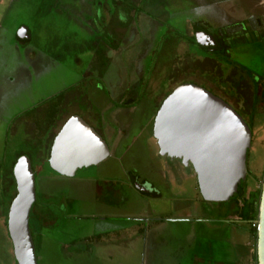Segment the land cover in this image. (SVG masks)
I'll return each instance as SVG.
<instances>
[{"label":"rangeland","instance_id":"1","mask_svg":"<svg viewBox=\"0 0 264 264\" xmlns=\"http://www.w3.org/2000/svg\"><path fill=\"white\" fill-rule=\"evenodd\" d=\"M9 1L0 0V264H17L4 212L16 187L13 155L17 150L35 155L34 145L76 107L103 131L113 155L100 166L79 170L72 183L31 155L37 197L32 221L58 206L54 226L32 231L37 264H255L250 225L221 221L236 219L240 197L237 202L203 201L195 173L189 178L192 171L180 160L159 156L151 136L155 105L166 92L187 79L205 85L249 122L253 140L244 197L260 188L264 97L255 104L260 83L250 77H264V48L257 47H264V39L234 34L246 20L242 0H16L7 10ZM248 1L249 14L264 13V0ZM19 24L31 32L27 49L13 40ZM195 25L223 38V47L201 48ZM125 43L133 45V53L123 48ZM39 56L46 61L40 75L33 74L31 64ZM129 56H134L131 62ZM111 69L120 87H127L129 72L134 73L133 111L122 112L105 87L104 73ZM117 114L123 123L114 118ZM121 124L129 126L127 134L113 145L111 134L120 132ZM130 173L160 196L135 192ZM95 185L103 191L98 200ZM177 218L184 222H173Z\"/></svg>","mask_w":264,"mask_h":264},{"label":"water","instance_id":"2","mask_svg":"<svg viewBox=\"0 0 264 264\" xmlns=\"http://www.w3.org/2000/svg\"><path fill=\"white\" fill-rule=\"evenodd\" d=\"M152 132L159 155L191 164L205 202L229 201L245 181L252 131L229 104L207 90L188 83L178 86L161 105ZM108 155L101 137L75 116L55 138L48 163L56 173L72 177L78 169L96 165ZM12 175L16 194L8 209L7 230L14 259L17 264H37L29 228L36 200L35 177L27 155L17 159ZM255 223L256 260L264 264V173Z\"/></svg>","mask_w":264,"mask_h":264},{"label":"flooded vegetation","instance_id":"3","mask_svg":"<svg viewBox=\"0 0 264 264\" xmlns=\"http://www.w3.org/2000/svg\"><path fill=\"white\" fill-rule=\"evenodd\" d=\"M14 1H16V0H10L9 1V8L7 9V10H11L10 8H12L13 7V5L14 4H12ZM88 2V1H87ZM86 2V3H87ZM241 5H242V9H241V13H242V15L243 16H245L246 17V20L245 21H241L240 22V27H238V31H236V32H234V34L238 37V38H241V36H244V34H251L252 36H253V34L254 35H256V36H258V38H262V39H264V31L263 30H260V28H261V26L262 25H264V13H262V11L260 10V12L258 11L257 13H254V15L253 14H249V12L251 11L250 10V3H249V1L248 0H242L241 1ZM7 10H6V12H4V16H7ZM247 13H248V16H247ZM253 13V12H252ZM259 14H261V16L260 17H258V18H256V19H254V16H258ZM1 23V22H0ZM128 26H129V23H128ZM16 28H14V38H13V40L15 41V43L20 47V48H24V47H26L30 42H31V32H30V30H29V28L26 26V25H23V24H19V25H17V26H15ZM139 28H140V23H139V26H138ZM207 27V26H206ZM241 28V29H240ZM0 29H2V27H1V24H0ZM195 30V32H194V39H195V41H196V43L201 47V48H204V50H217V49H221V47H223L222 46V41H223V38L221 39V37L219 36V38L217 37V36H214L213 34H211L209 31H208V29H206V28H203V27H200L199 25L198 26H196L195 25V28H194ZM248 30V31H247ZM233 33V32H232ZM132 30L130 31V34H129V38H126L125 39V41H127L128 42V39H131L132 38ZM206 34V35H205ZM210 36V38H208L207 39V37L208 36ZM254 38V37H253ZM1 41V40H0ZM131 43H133V42H131ZM125 45H127V46H125ZM17 46V47H18ZM124 46L125 47H123L124 49H126V50H130V51H132V53H133V51H134V49H133V45L131 44V46L129 45V44H124ZM257 47H259V48H264V47H261L259 44H257ZM26 49H27V47H26ZM35 52V51H34ZM34 52H32L33 54L32 55H34ZM29 55V52H26V56H28ZM31 56V55H30ZM134 57V56H133ZM133 57H128V62H131L132 61V58ZM208 56H205V57H199V56H197V58H199V59H201V60H203V61H206V60H209V58H207ZM212 60V59H211ZM46 62V61H45ZM45 62H44V60H43V58H42V56H39V57H36L35 58V60H33L32 61V65H34V66H32L31 64H30V62H27V64H28V67L29 68H31V66H32V72H33V74H38L39 73V75L43 72V70L46 68L45 66H43V65H45ZM114 70V69H113ZM112 69L111 70H109V73H104V75H105V77L106 78H104V80H106V85H105V87L106 88H108V90L110 91V93L111 94H113L114 96H113V98L115 99V101L117 102V106H118V108L119 109H124L122 112H125V113H127V112H130V111H133L134 110V106H136V102H137V100H136V98H132V96H131V94H130V92H131V89L134 87V83H136L137 82V80L133 77V72H129V75H128V78H130L131 79V82L130 83H128L126 86L127 87H125V85L124 84H122L121 83V87L120 86H118L117 84H116V82H115V77H114V75L112 76V74L113 73H115L114 71H113ZM27 73H28V71H27ZM112 73V74H111ZM29 75V74H28ZM117 75V78H119V73H117L116 74ZM29 76H33L32 74L31 75H29ZM28 76V77H29ZM137 77V76H136ZM252 77H254L255 79H257L258 81H259V83H260V85L259 86H257V93H259V92H261V90H263L264 88H263V85H264V77L263 78H259L257 75H255V76H251L250 78L252 79ZM26 78H27V76H26ZM138 78H139V76H138ZM249 78V79H250ZM122 81V80H121ZM170 82H171V88L173 87L172 86V83L173 84H175V82H176V80H175V77H173V75H171L170 76ZM24 83H26V81L24 80ZM186 83H188V84H194V85H196V86H199V87H201V88H203V89H205V90H207L208 92H210L211 94H213L214 96H216V97H219L220 99H222L223 101H225L227 104H229L224 98H222V97H220V96H218L217 94H215L211 89H209V88H207L205 85H202V84H198V83H196V82H194V81H190V80H185L184 82H182V83H179V84H177L175 87H173L169 92H166L162 97H163V99H162V101H161V103L158 105V107H157V103H156V105H155V112H154V117H153V120H152V127H151V136L153 137V132H152V128H153V123H154V119H155V117H156V115H157V113H158V111H159V109H160V107H161V105L163 104V102H164V100L178 87V86H180V85H182V84H186ZM250 83V87H251V89H250V91H251V94H252V98H253V89H252V81H250L249 82ZM73 92V91H72ZM234 92H235V94L236 95H238L239 96V93H238V90L237 89H235L234 88ZM161 97V98H162ZM160 98V99H161ZM158 102H159V100H158ZM253 104V103H252ZM242 118H243V120L245 121V123L247 124V126L249 127V129H250V124H249V122L247 121V119L245 118V116H244V114H242V111L241 110H238V109H236L234 106H232L231 104H229ZM255 104H253V106H254ZM122 106V107H121ZM116 108V107H115ZM72 109H74V108H72ZM128 110V111H127ZM71 112V111H70ZM113 112L114 113H117V108L116 109H114L113 110ZM120 112H118V114H119ZM70 114V113H69ZM114 115V118L115 117H117V119L118 120H121V123H123V120L124 119H121V115ZM66 115V114H65ZM68 115V114H67ZM79 117L85 124H87L90 128H92L100 137H101V139L105 142V144H106V146H107V148H108V151H109V155L105 158V159H103L101 162H99V163H97L96 165H90V166H87V167H82V168H80V169H78L76 172H75V174L72 176V177H66V176H63V175H60V174H58V173H56L55 171H53L52 169V171L57 175V176H59V177H61V178H64L65 179V181H69V182H73L74 180H76V178H77V176H76V174H77V172L79 171V170H82V169H84V168H91V167H97V166H100L101 164H103L104 162H106L112 155H113V153L111 152V150H110V147H109V144H108V142H107V140L105 139V137L103 136V131L101 132V130H99L100 128H95L92 124H90L87 120H85L82 116H81V114H80V112H79V110L77 109V107H76V111H74L73 113H71L68 117H66L65 118V120L61 123V124H59L58 123V121L60 122L61 120L59 119L57 122H56V124L53 126V128L51 129V131H50V133L46 136V138L44 139V141L43 142H41V143H39V144H36V145H34V150H35V155H33L32 153H29V152H22V153H19V150H17L15 153H14V158H15V162H14V164L16 163V161H17V159L21 156V155H27L28 156V158H29V160H30V162H31V168H32V171H33V173H34V170H33V167H32V162H33V160H32V156H35L36 158H35V160L37 159V161H46L47 163H48V161H49V157H50V153H51V148H52V145H53V142H54V140H55V138L57 137V135L60 133V131L63 129V127H64V125L70 120V119H72V118H74V117ZM62 119V118H61ZM121 130H120V132H117V134H114V135H112L111 134V136H112V138H113V141H112V144L114 145V144H118V142H119V137L121 136H123V135H125V134H127V131H128V125L127 124H121ZM55 132V134L53 135V133ZM106 132L110 135V133L106 130ZM51 135H53V137H50ZM49 139H51V141H49ZM252 140H253V138H252ZM23 141V140H22ZM153 142L155 143V146H156V149H157V151H158V154H159V148H158V146H157V142H156V140L153 138ZM27 143V142H26ZM251 144H252V141H251ZM112 145V146H113ZM6 146V145H5ZM113 147H115V146H113ZM127 148V147H126ZM26 151V150H25ZM17 153H19V154H17ZM32 155V156H31ZM159 156H161V155H159ZM161 157H163V158H169V159H171V160H180V162H182L181 161V159H177V158H170V157H168L167 155H165V156H161ZM13 163V162H12ZM13 164V165H14ZM49 164V163H48ZM13 165H11V173H12V167H13ZM186 166V165H185ZM50 167V166H49ZM186 168H188L189 170L191 169V171H192V173H190V174H187L188 176H189V178H191L192 176V174H194L195 172H194V170H193V168H192V166H191V164L189 163V165H187L186 166ZM13 176V175H12ZM129 176L131 177V184L129 183V185L131 186H133L132 188L134 189V191L135 192H137V193H140V194H142V195H144V196H149V197H159L160 196V193L158 192V191H156V188L154 187V186H150V185H148L145 181H142V182H140L138 179H136L135 178V176L133 175V173H130L129 174ZM187 176V177H188ZM194 176V175H193ZM34 177H35V174H34ZM186 177V178H187ZM246 177H248V172H247V175H246ZM185 178V179H186ZM87 179H83V178H80V182H84V181H86ZM128 183V182H127ZM87 185V184H86ZM58 186V185H57ZM60 187H62V186H64V185H59ZM58 186V187H59ZM198 187V186H197ZM95 191H94V196H95V199L96 200H98V199H100V197H102V192L103 191H101V189H100V191L98 190V188H96V185H95ZM15 189H16V187H15ZM35 190H36V187H35ZM97 190V191H96ZM117 190H119V188L117 189ZM202 199V198H201ZM99 201H101V200H99ZM204 201V200H203ZM37 203V197H36V200H35V202H34V204H36ZM208 203V202H207ZM10 204H11V202H10ZM10 204H9V206H10ZM34 204H33V206H32V209H31V211H30V217H29V228H30V231H31V234H32V238H33V229H34V231L35 230H37V232H38V230L40 231L41 230V228H46V227H52V226H54V223H53V218H54V216H55V214H56V212H55V210L56 209H58L57 207H55V206H52L51 207V209H48V208H46L45 210H46V212H42V215L40 216V218H39V222H36L35 220L34 221H32V219H33V217H32V213H33V211H34V209H35V207H34ZM110 206H112V204H109ZM36 206V205H35ZM44 206H46V205H44ZM34 207V208H33ZM5 209V208H4ZM8 209H9V207H8ZM55 209V210H54ZM5 211V210H4ZM45 213V214H44ZM7 215H8V212H7ZM6 219H7V216H6ZM185 219H187V218H185ZM229 218H223L221 221L222 222H224V223H226V224H232V225H235V226H237V227H239V226H241L242 225V223L241 222H239V220L236 218L235 220H232V219H230V220H228ZM190 221V220H189ZM34 239V238H33ZM33 242H34V240H33Z\"/></svg>","mask_w":264,"mask_h":264},{"label":"trees","instance_id":"4","mask_svg":"<svg viewBox=\"0 0 264 264\" xmlns=\"http://www.w3.org/2000/svg\"><path fill=\"white\" fill-rule=\"evenodd\" d=\"M255 97H256L255 104H257V100H258L257 98L262 99V97H264V89L261 90V92H259L257 95H255ZM250 130L252 131L251 127H250ZM252 138H253V132H252ZM8 145L9 144L7 143L6 144L7 148H8ZM249 151L250 150H248V152H247V162H248ZM14 162H15V160L13 161L12 165L14 164ZM247 168H248V164H247ZM248 175H249V170H248ZM246 181H247V177H246L245 181H242L240 183V185L238 186V190H237L236 194L233 195L229 199V201H227V202H230L231 200H233V202H237V199L240 197L239 203L242 205V207L239 209L238 215L236 218L239 220V222L242 223V225H244V226L245 225L248 226V224L250 225V231L252 234V238L255 240V243H256V228L253 225L255 224V220L257 219V214H258V200H259V196H260V188L255 190V191L252 190L249 193V195L244 197L243 190H244V184H246ZM15 194H16V189H15L13 196L11 195L10 199H8L9 202L8 201H7L8 203L6 202L5 211H4L6 214L5 216H7L9 204L12 201V199L14 198ZM223 203H226V202H223ZM35 205L36 204H34V207H35ZM253 256H254L253 257L254 263L257 264L255 250H254Z\"/></svg>","mask_w":264,"mask_h":264},{"label":"crops","instance_id":"5","mask_svg":"<svg viewBox=\"0 0 264 264\" xmlns=\"http://www.w3.org/2000/svg\"><path fill=\"white\" fill-rule=\"evenodd\" d=\"M78 1L81 3V0H78ZM87 1H88V0H86V2H87ZM81 5H82V4H81ZM15 28H16V27H15ZM191 176H193V175H191ZM174 221H176V222H177V221H178V222H184V220H181V219H178V218H177V219H173V222H174ZM98 227H99V226H98ZM99 230H101V229H99ZM100 234H103L104 236L106 235V233H104V231L101 232ZM100 234H99V235H100Z\"/></svg>","mask_w":264,"mask_h":264},{"label":"built area","instance_id":"6","mask_svg":"<svg viewBox=\"0 0 264 264\" xmlns=\"http://www.w3.org/2000/svg\"><path fill=\"white\" fill-rule=\"evenodd\" d=\"M255 228H257V224L255 223L254 225H253Z\"/></svg>","mask_w":264,"mask_h":264}]
</instances>
